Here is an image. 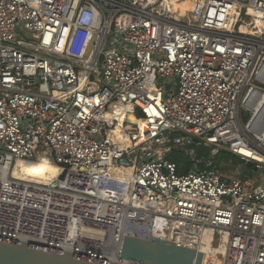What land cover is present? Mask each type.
<instances>
[{
  "label": "built area",
  "instance_id": "obj_1",
  "mask_svg": "<svg viewBox=\"0 0 264 264\" xmlns=\"http://www.w3.org/2000/svg\"><path fill=\"white\" fill-rule=\"evenodd\" d=\"M259 106L264 0H0V237L117 261L125 236L199 251L208 233L221 264H264V174L163 157L196 143L264 170ZM41 157L52 184L15 175Z\"/></svg>",
  "mask_w": 264,
  "mask_h": 264
},
{
  "label": "water",
  "instance_id": "obj_2",
  "mask_svg": "<svg viewBox=\"0 0 264 264\" xmlns=\"http://www.w3.org/2000/svg\"><path fill=\"white\" fill-rule=\"evenodd\" d=\"M196 146V143L193 144ZM256 171L251 162L240 159ZM68 167V166H66ZM66 172L61 175L64 179ZM199 251L183 249L158 238L125 236L119 260L91 257L76 252L0 237V264H202Z\"/></svg>",
  "mask_w": 264,
  "mask_h": 264
},
{
  "label": "bare ground",
  "instance_id": "obj_3",
  "mask_svg": "<svg viewBox=\"0 0 264 264\" xmlns=\"http://www.w3.org/2000/svg\"><path fill=\"white\" fill-rule=\"evenodd\" d=\"M198 0H173L174 9L179 10L183 15L185 11L192 10L194 7V3ZM92 51V48L89 49V54ZM255 116L253 120V124L260 125L264 124V116L262 111ZM128 121L137 125H140L144 128L145 123L143 120H138L132 114L129 116ZM126 136H122V141H126ZM144 140H141L143 142ZM139 145V144H138ZM124 149L130 147V143L124 142L122 144ZM157 153L161 156L164 153L163 149H157ZM60 173V169L53 165L48 158L41 157L36 161H19L15 168V175L20 176L22 178H26L32 181L45 182L48 184H52L58 178ZM130 173V170L127 168H116L115 175L116 178H124L127 174ZM214 236L212 234H206L203 237L199 249V252L203 255V263L202 264H221L220 254L222 253V246L219 248L214 246L213 244Z\"/></svg>",
  "mask_w": 264,
  "mask_h": 264
},
{
  "label": "rangeland",
  "instance_id": "obj_4",
  "mask_svg": "<svg viewBox=\"0 0 264 264\" xmlns=\"http://www.w3.org/2000/svg\"><path fill=\"white\" fill-rule=\"evenodd\" d=\"M20 35L29 37L26 32H22V31H19V36ZM163 84L166 85V83H163ZM247 117H249V120H250L251 116L247 114ZM248 121H244V124H247ZM166 145H168V143ZM166 145H160V144L154 145L153 150L156 151L157 149H164ZM176 148L183 155V159L181 160V163H180L181 166H183L182 173H186L188 171L193 170L195 167L200 166L198 161L201 163L205 161V164H209V162H212L213 164H215L216 159L219 156L220 157L219 165L217 167L214 165L213 167H216L226 178L240 179L242 181H248L250 183L254 182V184L255 183L257 184L260 182V179L264 174V170L257 172V171H253L252 169L245 167L243 164L239 162L240 159L236 157L225 156L223 154L219 155L221 152L214 155L212 149L210 148L205 147V149H207V154H204L202 158H199L198 156V153H199L198 147H194L192 145L183 146L181 144H178ZM193 154L197 155V159L194 158ZM167 155L168 153L165 154L163 157L167 159Z\"/></svg>",
  "mask_w": 264,
  "mask_h": 264
},
{
  "label": "trees",
  "instance_id": "obj_5",
  "mask_svg": "<svg viewBox=\"0 0 264 264\" xmlns=\"http://www.w3.org/2000/svg\"><path fill=\"white\" fill-rule=\"evenodd\" d=\"M248 120H249V117L245 116L244 117V121H248ZM198 148H199V150H198V152H199L198 153L199 158H202L204 154H207V149H205V147H198ZM222 154L225 155V156H233V157H236L233 154L228 153V152H221L219 155H222ZM219 158L220 157L218 156L217 157L218 160L216 159V162L214 164L216 167L219 165ZM167 159L170 160V161H172V162H175L178 165V167H179V173H182L183 172V169H182L183 166H181V164H180L181 163V160L183 159V155L180 153V151L177 148L173 147V149L171 150V152L168 153ZM201 167H203V165Z\"/></svg>",
  "mask_w": 264,
  "mask_h": 264
}]
</instances>
